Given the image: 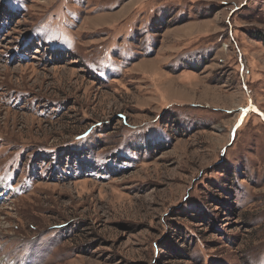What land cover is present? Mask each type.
Wrapping results in <instances>:
<instances>
[{"label": "rangeland", "instance_id": "374dc122", "mask_svg": "<svg viewBox=\"0 0 264 264\" xmlns=\"http://www.w3.org/2000/svg\"><path fill=\"white\" fill-rule=\"evenodd\" d=\"M0 264H264V0H0Z\"/></svg>", "mask_w": 264, "mask_h": 264}]
</instances>
